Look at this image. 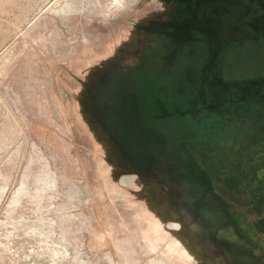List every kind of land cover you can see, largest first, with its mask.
Wrapping results in <instances>:
<instances>
[{"label":"rangeland","instance_id":"1","mask_svg":"<svg viewBox=\"0 0 264 264\" xmlns=\"http://www.w3.org/2000/svg\"><path fill=\"white\" fill-rule=\"evenodd\" d=\"M0 264H264V0H0Z\"/></svg>","mask_w":264,"mask_h":264}]
</instances>
